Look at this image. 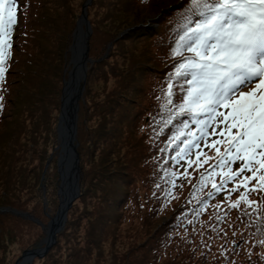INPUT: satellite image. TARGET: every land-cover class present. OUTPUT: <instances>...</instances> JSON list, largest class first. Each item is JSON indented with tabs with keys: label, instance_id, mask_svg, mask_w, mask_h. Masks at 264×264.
I'll return each instance as SVG.
<instances>
[{
	"label": "trees",
	"instance_id": "trees-1",
	"mask_svg": "<svg viewBox=\"0 0 264 264\" xmlns=\"http://www.w3.org/2000/svg\"><path fill=\"white\" fill-rule=\"evenodd\" d=\"M74 1L18 0L13 55L0 92L4 96L0 127L7 115H15L10 129L0 131V176L5 178L0 181V264H9V256L14 253L21 251L19 258L25 250L43 245L47 235L43 226L59 208L61 180L56 161L51 159L54 170L48 169L45 179L42 173L47 160L53 157L51 149L59 145L62 89L71 68L69 49L83 8L81 4L77 10ZM112 2L117 3L93 0L88 8L91 62L79 101L77 131L81 194L69 209L66 226L57 234L56 242L32 264H159L165 244L179 231L178 223L193 215L197 207L188 203L187 195L175 199L178 205H165L163 191L158 194L153 186L157 182L166 187L160 166H168L164 164L168 153L158 148L164 147L163 140L170 133L165 129L164 135H156V122L166 118L157 97L173 62L169 46L183 0H118L119 17L108 8ZM94 8L103 14L92 17ZM41 9L45 11L42 17ZM19 49L24 50L23 54ZM17 57L21 58L18 63ZM19 164L20 170L16 168ZM24 167L28 169L25 175ZM29 176L33 181L30 188ZM139 183L148 197L141 199L137 194ZM216 200H223V196ZM147 206L148 217L152 212L155 216L143 219L149 226L148 237L155 227L158 232L147 241L130 242L126 253L112 250L107 257L105 244L117 242L113 228L132 215L143 216ZM4 207L28 216L2 212ZM230 214L236 217L224 226L228 231L234 229L227 236L242 238L240 247L246 254L235 264H264V247L256 243L264 238V232L258 231L264 224L256 216L249 219L236 210ZM32 227L39 230L36 241L29 244L27 229Z\"/></svg>",
	"mask_w": 264,
	"mask_h": 264
},
{
	"label": "snow or ice",
	"instance_id": "snow-or-ice-1",
	"mask_svg": "<svg viewBox=\"0 0 264 264\" xmlns=\"http://www.w3.org/2000/svg\"><path fill=\"white\" fill-rule=\"evenodd\" d=\"M180 7L169 46L173 62L157 97L166 118L156 122V135L165 129L170 135L158 148L168 153V166H161L166 187L157 183L156 188L167 205L187 182L189 203L197 205L188 224L211 208L214 222H202L200 234L207 228L224 239L232 210L264 224V0H183ZM19 8L18 0H0V92L13 55ZM3 101L0 94V109ZM220 195L223 200H216ZM241 242L230 241L234 248ZM202 243L211 250L208 241ZM256 243L264 247V238ZM219 248L227 260L230 249Z\"/></svg>",
	"mask_w": 264,
	"mask_h": 264
},
{
	"label": "rangeland",
	"instance_id": "rangeland-1",
	"mask_svg": "<svg viewBox=\"0 0 264 264\" xmlns=\"http://www.w3.org/2000/svg\"><path fill=\"white\" fill-rule=\"evenodd\" d=\"M92 1L93 0H91L89 2V0H86L84 2V0H75L73 2V4H75V7H77V10L79 9V7H81V4H83V8L81 9V15H82V12L84 9V5H86L85 11H86L87 20L91 26V29H92V24H91L89 14H88V8L91 6ZM114 1H116L117 3L114 4L112 2L110 7H108V8L110 9L111 14L119 17L118 16L119 13L116 11V9H119L117 6L118 0H114ZM106 3L108 4V0H106ZM44 12L45 11L42 9L39 10V14L41 15V17H42V13H44ZM130 12H131V10L128 11V13H130ZM90 14L92 17H95V14H98L97 17H99V14H103V12H99V11L95 10V8H94V11H92ZM104 23H106V22L104 21ZM110 48H111V46H110ZM18 51L20 52V54H23V52H24V50H22V49H19ZM17 55H19V54H17ZM17 59H18L17 63L21 61V58L17 57ZM19 66H23V64L19 65ZM14 119H15V115H12V114L7 115L4 118L3 127L2 126L0 127V131L1 130L8 131L11 127L10 123H12L14 121ZM161 143H160V145H161ZM59 149H60L59 145L55 144V146H53V149H51V153H53V157L49 158L47 160L46 165H47L48 161H50V166H51V159H54L56 161L55 165L58 163V157H59V152H60ZM46 165H45V167H46ZM16 166H17L16 168L18 170L21 169V168H18L21 166V164L16 165ZM50 166L48 169L54 170V167H50ZM159 166H160V164H159ZM160 168H161V166H160ZM48 169H47V172H48ZM27 170L28 169L24 167L22 169V171H23L22 173H24V175H25L27 173L26 172ZM182 170L183 169H181V171ZM189 171H192V170L189 169ZM43 172H44V170H43ZM47 172H46V174H47ZM1 173H2V171H1ZM46 174H45L44 179L46 178ZM80 175H81V167H80ZM162 175H163V173L161 174V177H162ZM42 176H43V173H42ZM4 179H1V176H0V181H4ZM42 179H43V177H42ZM157 179L158 180L160 179L159 176H157ZM25 181L23 180L21 182L22 186H25L24 185ZM194 182H195V180H193V183ZM156 184H157V182L153 186L156 190V193L159 194V193H161V190L156 188ZM32 185H33V181H32V178L29 176V182L27 184V187L30 188ZM58 185H59V183H58ZM190 188H191V185H189L187 182H184L183 187H178L175 190V194H176L177 198L182 196V195H185V196L187 195V201L189 203V201L192 200V196L190 194L191 193ZM149 190H151V189H149ZM151 191H153V190H151ZM80 194H81V190H80ZM137 194L139 195V197L141 199L148 197V195L145 194L144 185L142 183H139V190H137ZM237 195H238V193L233 195V196H235L233 199H235ZM251 198L252 199L254 198L253 200H256L255 194H253L251 196ZM44 201H45V199H44ZM171 203L178 205L179 201L174 199L171 201ZM194 203L195 202L193 201L190 204H194ZM215 203H216V201L213 202V204H215ZM149 209H150V206H147L145 208V210L143 211V216L142 215H137V216L132 215L129 218H126V220L123 224L120 223L117 226V228H113L112 232H117V239H116L117 242H114V243L108 245L109 241H107L108 244H105V246H104L105 255L107 257H108V255H110V253H111L110 251H112V250L118 252V254L126 253L128 251V249L130 248V244H129L130 242L134 241L135 243H141L144 240L147 241L148 239H151L154 237V233L157 231L158 228L155 227L152 234L148 237V234H147L148 232L146 230L149 228V226H147L145 223H143V219H144V221H146V220H149L150 218H155V216H153V214H152L153 212L150 213V215H149L150 217H148ZM187 212H188V210H184V213H187ZM170 213L165 214V216L167 217ZM212 215H213V209L210 208L207 212H205L197 220H195L193 225L188 224V220H193L192 214H190L189 216H185L182 220H180V222L177 225V228H179V231H176L177 234L174 236V238H175L174 240H170L168 243L165 244V247H164L163 251L161 252L159 264H231L232 261H235V260L241 261L242 259H244V256L246 254L242 252L243 251L242 247L234 248V246L231 245V243H230V241L232 239L228 236H227V240L221 239L220 237L223 235V233H221L219 236H217L216 234L212 233L210 230L205 228L204 234H203V236H201V234H200L201 223L205 222V221H207L208 223H213L214 219L209 220V217ZM177 217H179V215ZM235 217H236V215L230 214L229 221L235 219ZM194 228H195V231L193 230ZM27 230L29 231L28 239L30 241L29 242V244H30L36 238V234H37L36 231L39 230V228L32 227V228L27 229ZM233 230L234 229L229 230V231L227 230L228 235H231ZM209 236H214L215 238L213 240L209 241ZM202 240L208 241L210 243L211 250H209L208 248H206L204 246V244L202 243ZM17 243H20V242L17 241ZM221 244H224V246L226 248L230 249V251L228 252L227 260H225V258L221 254V249L219 248V245H221ZM27 247H29V246H27ZM233 248H234V250H232ZM206 251H208V254H206V256H205ZM20 252L21 251L14 253L12 256H9L11 253L8 255L9 256V259H8L9 264H12L17 259ZM184 255H186V257L181 258ZM180 259H182V260H180ZM246 259L248 261H250V257H247ZM32 263H30V264H32Z\"/></svg>",
	"mask_w": 264,
	"mask_h": 264
},
{
	"label": "water",
	"instance_id": "water-1",
	"mask_svg": "<svg viewBox=\"0 0 264 264\" xmlns=\"http://www.w3.org/2000/svg\"><path fill=\"white\" fill-rule=\"evenodd\" d=\"M91 0H89L90 2ZM86 5L77 27L73 33V42L70 46L71 69L68 78L64 79L62 89L61 109L58 122V139L60 154L58 159V172L61 184L59 189V208L46 226L47 236L43 240V245L25 250L19 258L12 264H30L36 257H41L47 253L51 246L56 242L57 234L65 228L68 220V211L74 201L80 195V158L77 150V131L79 117V101L83 95L87 76L88 64L91 62L89 54V38L92 34L91 26L87 20ZM66 160V162H64ZM50 165L48 161L43 179ZM66 170V175L64 174ZM2 212H12L22 216H28L25 212H20L10 207L1 208ZM32 219L31 216H29ZM36 241V240H35ZM33 241V242H35ZM32 242V243H33ZM30 247V246H29Z\"/></svg>",
	"mask_w": 264,
	"mask_h": 264
},
{
	"label": "bare ground",
	"instance_id": "bare-ground-1",
	"mask_svg": "<svg viewBox=\"0 0 264 264\" xmlns=\"http://www.w3.org/2000/svg\"><path fill=\"white\" fill-rule=\"evenodd\" d=\"M64 162H66V160H64ZM64 174L66 175V170H65Z\"/></svg>",
	"mask_w": 264,
	"mask_h": 264
}]
</instances>
